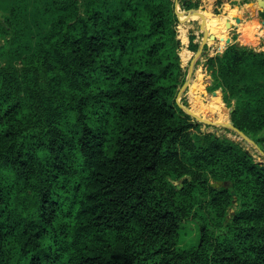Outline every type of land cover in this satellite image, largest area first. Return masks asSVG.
Wrapping results in <instances>:
<instances>
[{
	"label": "trees",
	"instance_id": "1",
	"mask_svg": "<svg viewBox=\"0 0 264 264\" xmlns=\"http://www.w3.org/2000/svg\"><path fill=\"white\" fill-rule=\"evenodd\" d=\"M176 21L173 0H0V264H264V168L176 104ZM206 65L264 150V51L232 41ZM203 204L224 231L178 246Z\"/></svg>",
	"mask_w": 264,
	"mask_h": 264
},
{
	"label": "rangeland",
	"instance_id": "2",
	"mask_svg": "<svg viewBox=\"0 0 264 264\" xmlns=\"http://www.w3.org/2000/svg\"><path fill=\"white\" fill-rule=\"evenodd\" d=\"M195 1V0H193ZM200 3L196 11H189L182 8L181 0H173L174 11L176 15V41L178 43V52L180 57V65L182 71H184V81L188 76L190 80L186 89L182 91L180 95L177 96V101L188 107L190 111L197 114L199 117H203L213 121L216 115L211 114L207 111L208 109H214L217 112V120L212 122L215 125L209 124L207 122L196 121L195 118L190 116L194 121L199 123L198 130L200 132H212L220 137H228L234 141L239 142L245 149L253 156L254 160L264 165V150L257 144L250 145L245 142L238 141L234 138V134L231 130L224 128L218 123V120L226 122L230 118L229 109L234 107L235 100L228 98L220 89H213L215 84L214 76L211 70L207 68L206 60L209 56L215 54H221L225 45L230 42H236L241 45H246L252 47L255 50H262V44H264L262 38L254 42V39H250L249 32L244 29L248 25V20L253 17L254 6L250 7V2L254 0H198ZM256 7V6H255ZM183 13V14H182ZM230 13V14H228ZM182 16H187L189 18H194L196 16H204L208 18V22L211 23V29L207 33H204L199 21L202 20H190L183 22L180 18ZM210 15L216 16H228L231 19H226L224 22V30L221 31L220 37L217 34L212 33L214 30L215 22ZM228 22V25L226 23ZM187 24L189 28L186 40H181L180 28L183 24ZM205 23V22H203ZM207 26L208 24L205 23ZM242 27V29H240ZM209 29V26H208ZM255 32V30H254ZM206 34V37L204 34ZM256 36V35H255ZM257 37V36H256ZM185 49L187 59H184L180 54V51ZM199 76V77H198ZM197 79L195 83V96H190L188 91L191 89V83ZM183 81V82H184ZM202 83V90L199 92V87ZM183 84V83H182ZM180 88V87H179ZM202 98L206 103L201 102ZM210 99L215 100L218 103L219 109H217L214 104H212ZM176 101V100H175ZM177 104V103H176ZM178 105V104H177ZM209 105V107H207ZM179 107V106H178ZM180 108V107H179ZM181 109V108H180ZM194 109V111L192 110ZM183 111V110H182ZM173 184L176 189H181L182 181L173 180ZM216 182L214 179H210V183ZM219 186H226V183H222ZM216 186L214 188H219ZM236 197L233 198L232 206L229 207L227 211V216L229 217L236 208ZM195 217L190 216L185 220L179 229L178 246L185 247L194 244L199 238V224L204 222L215 232H223L224 227L221 222L214 220L213 214L210 209L203 204V207L196 206ZM217 222V223H216Z\"/></svg>",
	"mask_w": 264,
	"mask_h": 264
},
{
	"label": "water",
	"instance_id": "3",
	"mask_svg": "<svg viewBox=\"0 0 264 264\" xmlns=\"http://www.w3.org/2000/svg\"><path fill=\"white\" fill-rule=\"evenodd\" d=\"M254 6V3H250V7H253ZM255 6L257 7V12L258 11H263L264 10V0H256V4H255ZM189 11H196L195 9H188ZM183 21V20H182ZM261 23L264 25V19L261 21ZM226 25H228V22L226 23ZM204 34V33H203ZM204 36L206 37V34H204ZM189 80H190V76H188L187 78H186V80L183 82V84L180 86V88H179V90H178V92H177V96L178 95H180L181 93H182V91L184 90V89H186V87H187V84H188V82H189ZM175 100H176V103L178 104V106L186 113V114H188V115H190V116H192L193 118H195V120L196 121H200V122H207V123H209V124H212V125H215V124H213L212 123V121L211 120H209V119H204V118H201V117H199V116H196V115H194L191 111H190V109L188 108V107H186V106H184V105H182V104H180L178 101H177V99L175 98ZM231 112V108L229 109V113ZM218 125H220V126H222V127H224V128H227V129H229V130H231L232 132H233V134H234V138L236 139V140H238V141H241V142H245V143H247V144H250V145H255V146H257V143H256V141H254L251 137H249L247 134H245L242 130H240L238 127H236L233 123H232V121L230 120V118H229V120L228 121H226V122H224V123H220V124H218ZM262 167L264 168V165L262 164ZM222 183H225V182H222V181H220V180H217L216 182H213V183H210L211 184V186L212 187H216V186H219V185H221Z\"/></svg>",
	"mask_w": 264,
	"mask_h": 264
},
{
	"label": "crops",
	"instance_id": "4",
	"mask_svg": "<svg viewBox=\"0 0 264 264\" xmlns=\"http://www.w3.org/2000/svg\"><path fill=\"white\" fill-rule=\"evenodd\" d=\"M250 3H254V13H253L254 15H253V17L251 19L248 20V25H246V27H244V29L250 30V27L252 26V23H254V30H255L254 38L255 39L258 38V40L260 38H262V40L264 41V25L261 23V21L263 19L258 16V12L256 11L257 10V7H255L256 0H254V2H250ZM209 18H211L210 14H209ZM207 20H208V18H207ZM240 29H242V27H240ZM263 47H264V44H262L261 48H263ZM262 51H264V49H262Z\"/></svg>",
	"mask_w": 264,
	"mask_h": 264
},
{
	"label": "bare ground",
	"instance_id": "5",
	"mask_svg": "<svg viewBox=\"0 0 264 264\" xmlns=\"http://www.w3.org/2000/svg\"><path fill=\"white\" fill-rule=\"evenodd\" d=\"M183 14V13H182ZM182 14H180L181 16H180V18L183 20V22H186V21H190V20H202L203 22H205V23H207L208 24V26H209V29L208 30H210L211 29V23H209L208 21H207V17H204V16H196V17H194V18H189V17H187V16H182ZM228 14H230V13H228ZM210 17L213 19V21L215 22L216 21V18H215V16L214 15H210ZM186 24V23H185ZM189 83V82H188ZM187 86H188V84H187ZM207 107H209V105L207 106ZM194 114V113H193ZM194 115H196V116H198L197 114H194ZM202 118V117H201ZM205 119V118H204ZM214 121H216V120H213L212 122H214ZM218 123H224L223 121H220V120H218Z\"/></svg>",
	"mask_w": 264,
	"mask_h": 264
}]
</instances>
